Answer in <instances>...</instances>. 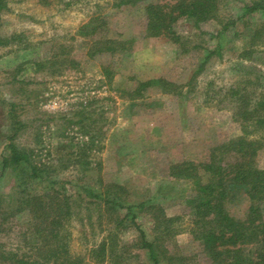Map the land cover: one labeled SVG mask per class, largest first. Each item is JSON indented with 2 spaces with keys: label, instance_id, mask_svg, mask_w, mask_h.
Listing matches in <instances>:
<instances>
[{
  "label": "rangeland",
  "instance_id": "obj_1",
  "mask_svg": "<svg viewBox=\"0 0 264 264\" xmlns=\"http://www.w3.org/2000/svg\"><path fill=\"white\" fill-rule=\"evenodd\" d=\"M6 1L0 35L22 34L24 40L0 46L3 247L20 253L30 248L32 219L21 201L25 194L63 190L76 200L84 199L85 213L84 207H90L96 221V205L85 202L92 199L93 191L109 195V188L123 203L144 204L134 211L150 239L154 222L144 207L157 204L169 216H180L181 231L168 243L169 253L211 264L189 232L186 200L195 191L194 180L175 177L170 168L184 161H206L213 146L241 134L227 90L242 80L251 81L249 88L264 86V48L241 54L251 48L254 29L264 24V12L242 16L244 5L253 0H221V17L236 20L233 27L218 37V21L195 28L180 17L175 29L183 39L175 44L164 35L146 33L145 7L176 0H145L119 7L114 6L115 0ZM90 22L98 30L84 35L80 27ZM98 39L122 41L124 46L91 56ZM105 67L113 72L111 82L104 75ZM158 77L176 83L177 90L152 87L135 104L125 95L124 90H133L138 82ZM15 128H19L17 145L34 149V162L46 165L38 177L28 174L27 166L23 167L26 179L20 169L2 167L3 158L10 155L8 137ZM91 135L94 142L85 143ZM257 161L264 169V149ZM225 204L231 215L245 218L249 206L245 193L232 191ZM102 210L106 215V209ZM103 223L112 227L106 219ZM103 225L99 221L83 225L73 219L72 251L85 254L87 245L105 235L100 231ZM124 225L120 241H136V226L129 222L128 227V219ZM130 251V264H153L146 250L133 246ZM160 264L174 261L163 259Z\"/></svg>",
  "mask_w": 264,
  "mask_h": 264
},
{
  "label": "trees",
  "instance_id": "obj_2",
  "mask_svg": "<svg viewBox=\"0 0 264 264\" xmlns=\"http://www.w3.org/2000/svg\"><path fill=\"white\" fill-rule=\"evenodd\" d=\"M141 1L145 0H115L114 6L135 5ZM70 4L71 1L67 3ZM7 9V1L0 0V24L1 14ZM145 9L146 33L151 36L164 35L175 44H181L183 39L175 29V23L180 17L188 19L195 28L210 21H218L221 26L217 32L218 37L236 23V20L224 21L221 17V0L148 3ZM243 10L242 16L264 12V0H253L250 4H245ZM80 30L86 35L96 33L98 28L90 22L82 25ZM22 40V34H14L9 38L0 35V46L14 42L21 44ZM123 44L122 41L113 39H98L94 41L90 54L93 56L96 53L114 52L119 46L123 48ZM250 44L252 49H244L242 56H248L256 48H264V24L254 29ZM103 72L111 82L112 70L105 67ZM248 83L251 81L242 80L227 90L231 98L229 101L234 104L233 118L241 125V134L213 146L206 161H184L175 163L170 168L171 175L194 180L195 191L186 200L191 216L189 232L203 246L211 264H264V169L259 167L257 161L259 151L264 149V86L249 88ZM152 87H160L163 92H175L178 85L158 77L140 81L133 90L124 92L132 104H135ZM11 106L14 107V104ZM15 122L22 125L21 121ZM18 129L15 128L14 133L8 137L10 155L3 158L2 167L20 169L25 175L23 167L27 166L30 170L28 174L38 177L39 171L45 170L46 165L34 162V149L17 145L15 138ZM90 139L92 141L93 135L85 143H89ZM27 177L25 175L24 178ZM237 189L248 198L249 206L244 219L231 215L225 204L231 192ZM111 191L113 190L108 188L109 195L104 197L93 191L92 199L85 202L96 205V221L101 226L104 224L103 219L112 226L103 225L105 227L100 231L106 232L105 235L100 241L87 245L85 254L72 251L70 229L73 219H78L83 225H94L96 222L90 213V207H84L88 212L85 213L81 204L84 199L78 198V201L57 188L46 193L25 194L21 201L32 219L33 239L30 241V248L27 253H20L18 249H6L0 243V264H130L133 258L130 249L133 246L146 250L153 264H160L163 259L174 261V264H198L184 256L169 253L168 243H173L181 231L178 225L180 216H169L157 204L144 207L149 210L154 222L150 239L138 224L134 211L136 206L143 207L144 204L123 203L118 197L111 195ZM76 208H79L78 211ZM103 208L107 211L106 215ZM122 210H125L124 214ZM127 219L128 227L131 222L139 232L138 238L132 243H122L119 238L120 227L125 226Z\"/></svg>",
  "mask_w": 264,
  "mask_h": 264
}]
</instances>
